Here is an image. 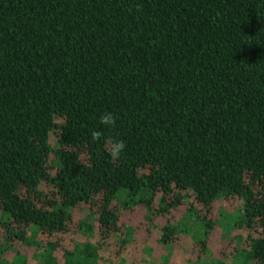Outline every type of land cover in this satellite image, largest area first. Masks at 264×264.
Masks as SVG:
<instances>
[{
  "label": "trees",
  "instance_id": "obj_1",
  "mask_svg": "<svg viewBox=\"0 0 264 264\" xmlns=\"http://www.w3.org/2000/svg\"><path fill=\"white\" fill-rule=\"evenodd\" d=\"M0 264H264V0H0Z\"/></svg>",
  "mask_w": 264,
  "mask_h": 264
},
{
  "label": "clouds",
  "instance_id": "obj_2",
  "mask_svg": "<svg viewBox=\"0 0 264 264\" xmlns=\"http://www.w3.org/2000/svg\"><path fill=\"white\" fill-rule=\"evenodd\" d=\"M99 121L103 125L112 126L115 121V117L112 112L105 111L100 114ZM101 131L92 130L90 136L93 140L99 138L101 136ZM106 144L108 145V151L112 158H118L125 148V143L122 139L108 137L106 138Z\"/></svg>",
  "mask_w": 264,
  "mask_h": 264
},
{
  "label": "rangeland",
  "instance_id": "obj_3",
  "mask_svg": "<svg viewBox=\"0 0 264 264\" xmlns=\"http://www.w3.org/2000/svg\"><path fill=\"white\" fill-rule=\"evenodd\" d=\"M144 241H146V240L145 239L143 240L142 237H135V239L132 241V245H133L132 248H134L137 251V254L139 255V258L142 257V256H144V252L141 250V248L143 247ZM189 241H190V239L189 240L186 239L185 248H183V249H181V248L179 249L178 248V249H176L174 251L172 258H173V260L175 262L181 260V258H183V257L184 258L192 257V259L195 257L196 249L195 248H192L191 244H189ZM218 241H219L218 240V234H216V235L214 234L213 244L214 245H217L218 244ZM187 246H190V248L187 247ZM192 249L195 251V253H193V251H190ZM213 249H214V247H213ZM183 250L185 251V253H183ZM154 257H156V256H154Z\"/></svg>",
  "mask_w": 264,
  "mask_h": 264
}]
</instances>
